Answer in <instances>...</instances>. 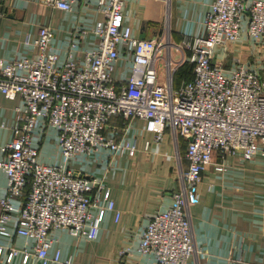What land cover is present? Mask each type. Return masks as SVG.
<instances>
[{
	"label": "built area",
	"instance_id": "obj_1",
	"mask_svg": "<svg viewBox=\"0 0 264 264\" xmlns=\"http://www.w3.org/2000/svg\"><path fill=\"white\" fill-rule=\"evenodd\" d=\"M42 1L72 11L77 0ZM95 2L104 20L92 28L97 46L85 52L82 61L75 59L76 45L71 43L66 60L58 66L57 55L50 51L53 32L42 25L30 42L34 54L0 64V94L21 101L14 107L12 138L0 148V174L7 178L0 199V236L10 235L8 224L15 214L16 233L35 241L31 252L0 246V262L10 264L20 253L21 264H29L30 258L37 264H72L59 249L49 255L52 229L94 240L106 212L113 211L118 220L120 212L102 182L77 176L66 162L99 148L133 155L135 142L120 144L103 133L110 119L119 115L144 120L156 143L165 129L187 141V167L180 172L173 204L149 220L138 244V251L152 254L156 264H186L195 251L189 207L212 155L223 158L240 149L243 159H252L258 143L264 144V78L243 66L225 74L212 62L215 46L239 38L243 17L247 34L264 44V0H212L204 35L187 37L178 45L164 35L134 37L123 23L124 0ZM173 50L182 53L179 61L172 59ZM123 55L129 56L131 69L121 83L110 73ZM161 61L164 82L158 76ZM184 62L192 65L193 76L174 88L172 74ZM39 122L57 130L63 163L38 160L33 138ZM215 169H222V164Z\"/></svg>",
	"mask_w": 264,
	"mask_h": 264
},
{
	"label": "crops",
	"instance_id": "obj_2",
	"mask_svg": "<svg viewBox=\"0 0 264 264\" xmlns=\"http://www.w3.org/2000/svg\"><path fill=\"white\" fill-rule=\"evenodd\" d=\"M211 3L212 0H124L123 23L136 38L164 35L178 45L187 37L204 35V18ZM103 20L95 0H77L72 11L51 8L42 0H0V64L34 54L30 42L42 25H48L53 32L50 51L57 55L58 66L66 60L71 43L76 45L72 52L80 62L85 52L96 48V36L91 30ZM246 23L243 17L237 40L215 46L212 62L221 65L225 74L243 66L264 78V44L247 34ZM183 52L188 58L189 52ZM181 57L182 53L172 51L174 61ZM157 65L159 79L164 82L163 62ZM130 69V58L123 55L110 74L115 81L124 83ZM173 74L175 88L185 80L174 85ZM20 102L18 97L9 99L0 94V148L12 138L14 107ZM103 133L120 144L135 142L134 154L99 148L90 155H76L66 162V167L77 176L102 182L120 216L116 221L113 211L106 212L94 240L52 229L48 253L52 255L59 249L62 258H72V264H156L152 254L138 251V244L149 220L173 204L180 172L187 167V141L165 129L161 142L156 143L153 134L145 130L144 120H126L119 115L110 119ZM33 144L41 163H63L54 127L39 122ZM258 147L252 159H243L240 149L223 158L218 153L212 155L211 164L195 187V202L189 207L195 251L186 264H264V144L258 143ZM220 163L222 169H215ZM6 184V175L1 173L0 199L5 196ZM14 204L18 205L17 201ZM14 219L15 214L8 224L10 235L0 236V246L4 250L11 246L31 252L35 241L16 233ZM10 264H21L20 253ZM29 264L37 261L30 258Z\"/></svg>",
	"mask_w": 264,
	"mask_h": 264
},
{
	"label": "trees",
	"instance_id": "obj_3",
	"mask_svg": "<svg viewBox=\"0 0 264 264\" xmlns=\"http://www.w3.org/2000/svg\"><path fill=\"white\" fill-rule=\"evenodd\" d=\"M192 65L189 62H184L177 67L173 74V84H179L181 80L188 81L191 79L192 75Z\"/></svg>",
	"mask_w": 264,
	"mask_h": 264
},
{
	"label": "rangeland",
	"instance_id": "obj_4",
	"mask_svg": "<svg viewBox=\"0 0 264 264\" xmlns=\"http://www.w3.org/2000/svg\"><path fill=\"white\" fill-rule=\"evenodd\" d=\"M160 66V65H159ZM160 69H161V66H160Z\"/></svg>",
	"mask_w": 264,
	"mask_h": 264
}]
</instances>
